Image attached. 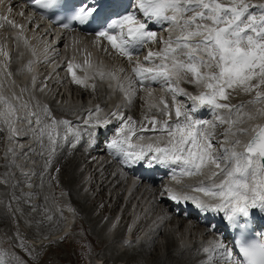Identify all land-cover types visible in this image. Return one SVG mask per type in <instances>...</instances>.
I'll use <instances>...</instances> for the list:
<instances>
[{
    "label": "snow or ice",
    "instance_id": "obj_1",
    "mask_svg": "<svg viewBox=\"0 0 264 264\" xmlns=\"http://www.w3.org/2000/svg\"><path fill=\"white\" fill-rule=\"evenodd\" d=\"M34 2L55 15L65 29L73 22L87 26L98 12V7L93 6L96 0H92L91 5L84 3L75 8L67 7L68 0ZM123 8V14L98 22L99 30L95 32L98 40H106L132 64L127 87L122 83L115 87L131 104L139 90L159 83L171 97V103L162 96L159 103L148 105L139 122L125 116L119 108L105 117L99 115L102 112L99 106L94 111L89 109V118L84 121L88 126L89 146L99 140L113 120L119 122L116 136L107 147L120 158L122 165L169 168L176 185L200 194L165 188L169 199L177 203L191 202L199 212L219 216L225 228L236 233L231 238V248L224 243L223 235L213 247H205L203 251L208 254L205 264H215L217 260L221 264H264V240L259 238L260 233L250 236L254 217L257 214L264 217V123L242 126L246 121L264 118V2L128 0ZM138 13L143 20L138 18ZM3 19L13 27H21L7 17ZM150 24L161 27L168 24L167 38L158 36ZM153 44L160 47L157 50L149 47L143 61L137 59L133 63L134 56L146 45ZM3 55L8 56V53L3 52ZM76 67L79 66L69 61L67 71L73 82L83 87L89 86L85 83L87 79L96 76L101 80H116L114 73L103 71H94L91 76L86 73L80 78L74 71ZM28 70L31 71V67ZM32 81L35 84V76ZM182 82L193 85L196 92L181 87ZM237 91L254 93L247 105L260 107L249 112L244 103L231 104L230 97ZM147 94L153 95L152 91ZM13 99L19 102L21 97L13 93L9 99L0 94V117L9 127L10 140H15L23 131L15 127L20 121H24L38 139L47 136L52 152L59 126L79 137V130L71 121L57 120L46 105L37 104L32 110L29 102L14 105ZM18 108L25 110L24 115H17ZM204 109L211 113V120L202 117ZM223 125H227L222 133L224 139L219 141L216 129ZM243 136L247 139L242 140ZM64 138L67 139V135ZM8 151L15 154L11 148ZM51 154L45 162L46 168L51 163ZM185 178L195 182L184 184ZM209 228L215 231L216 225L211 224ZM7 255L0 251V264H13L18 260L15 256L8 260Z\"/></svg>",
    "mask_w": 264,
    "mask_h": 264
},
{
    "label": "bare ground",
    "instance_id": "obj_2",
    "mask_svg": "<svg viewBox=\"0 0 264 264\" xmlns=\"http://www.w3.org/2000/svg\"><path fill=\"white\" fill-rule=\"evenodd\" d=\"M31 34L33 36L34 33H31ZM15 39L18 42H20L19 44L23 48V50H25L24 49L25 46H29L28 53L32 54L33 58H27L28 62H30L32 60L38 61L40 58L46 57L49 54L50 48L47 49V44L38 43L37 40L34 41L33 38H30L29 36H23L21 39H17V38H15ZM17 41H16V43H17ZM1 53H3V52L1 49V45H0V64H1V66H0V85H2V86H0V91H1V89L5 90L7 88H10L13 90V88H12V86H13L16 90H18L20 92L22 97H28L30 92H32L33 95H36L37 89H36V87H34L36 85V82H35V84H33V82H32L30 85L27 82L24 83V78L29 76V73L35 67V63H31L29 66H27L26 70L24 72L22 71V67L20 70L21 72L18 71L21 64L16 70H13L12 68H10L8 66V63H6V61L2 60ZM14 56H16V55H15V53L12 52L11 55L9 56L10 62ZM14 65L18 66L16 64H14ZM29 67H31V71L28 70ZM5 69H6V71H5ZM8 73H11V75L9 76ZM38 80H40V79L38 78L37 81ZM46 86H47L46 83L44 84L43 82H41L38 87H41L42 89H44ZM158 87L161 88V86H158ZM25 88L27 89V91L22 92L21 90L25 89ZM13 92H14V90H13ZM94 93H95L96 98L98 96H101L102 94L104 95V93H102V91L100 89H95ZM106 102H103V103H106ZM14 103H15V105L18 104V102H16V101H14ZM256 106H254V107H256ZM258 106L260 107V105H258ZM100 107L102 108V112L99 113V115H101L103 113L104 116H106L107 114L110 113L113 106H111L110 104H107V105L104 104L103 105L100 102ZM89 109H91V108L88 107L87 111ZM61 111L65 112L68 110L67 109H61ZM17 115L18 116L24 115L22 108H18ZM133 117H135V115ZM259 121L264 122V118L252 120V121H250V125H248V126L251 127L252 125L258 124ZM15 126H17L18 129L24 128L20 125V122L19 123L17 122L15 124ZM243 127H245V126H243ZM28 129H29V127H28ZM57 131L59 132V136L57 138V143L55 145V151L52 152V150H50V152L52 153L51 154V163L49 164L46 173H42L41 175L47 174L49 182L52 185V189L65 191V195L60 196V195H57V193L56 194L54 193L52 195L47 194L46 197H43V195L37 191L36 183H37L38 179H36V176L39 175L40 172H42V170H43V167H42L43 162L42 161L46 162V160L49 159V153L50 152L47 153V155H44L38 159V157H39L38 152L39 151H37L36 147L32 146L35 149V151H34L35 160L30 163V164L33 163V165H31L32 167L29 169L33 175H31L29 179H31L33 181V184L31 185V190H32V193L34 194L33 198H35L36 202L29 204V205H34L32 211H31V214L33 216L35 209H37V210L40 209L39 206L42 205L43 200H48V209L50 211L49 215H52V217H51L52 219L49 220V219H47V217L36 218V216H33V218L34 219L36 218L37 222L40 223L41 225H43L45 228L39 233V232H35L33 229L30 228V226H27L26 224L23 223V225L25 226L23 231L26 232V235H29V237H31V238L37 237V239L40 240L42 238L41 237L42 234H44L48 231L54 230L56 228V226L59 224V219H63V216L55 213L51 202H49L50 198H54L55 200L58 201L60 208H63V207L70 208L72 210V213H74L77 216L78 219L76 222L73 223L72 229L80 232L82 238L80 239L78 236H76L73 231H69L68 233L62 234L58 238H56L57 237L56 234L58 233V232H56V233H54L53 237H51L50 239L47 240L48 242L42 241L39 244L40 248H42L44 246V244H47L50 247V250H56L59 247L58 244L56 243L57 240H60L62 242H64V241L71 242L75 239L78 241H92V240H94L93 238H95L96 237L95 235H97V231L95 230V223L97 221L99 222V220H100L99 215L100 214L96 213L95 215H92L90 217L89 213L91 212L90 211L91 208L99 200H103V198L105 197L104 189L109 184V182H108V183L101 185V188L95 193L93 198H90L88 193H83L84 195L82 197H78L76 195V188H74L72 186V183L75 180V177L72 176L70 171H69V169L72 166L73 161H74L69 156V153L72 150L64 151L63 147L61 145V143H62L61 141L63 139L67 140L70 134H68L67 131H66V133L61 132L62 131L61 126H59L57 128ZM0 135H1V133H0ZM66 135H67V139L64 138ZM245 137L246 136H244L243 139H245ZM42 148L46 149L45 143H42ZM79 149H81V147ZM14 153H17V151ZM12 154H13V152H12ZM82 155H84L83 150H82ZM43 157H44V159H43ZM62 157H65L67 160L65 162V164L61 162ZM20 159H22V158H20ZM37 161H38V163H37ZM35 162H36V164H34ZM18 163H19V161L17 163L11 164L10 156H7L6 153H4V151H3V140H0V164H1L0 172L2 171V173H3V177L1 180L2 183L0 182V188L5 187L3 184V179L4 180L6 179V181L10 182V184H14L15 183L14 181L18 180L19 178L23 179V177H20L19 175H17L15 173V171H13V169L16 170L15 167L18 165ZM30 164L25 163L24 165L29 166ZM62 165H65V168H64L65 171H63V172H62V170L60 171V167H62ZM57 169H59V171H57ZM106 171L107 170H104V173H106ZM14 176H17V179H14ZM114 180L116 181L115 186L120 184V178L117 175L115 176ZM20 182L23 183V180H20ZM139 183L152 185L151 181L146 180V179H141L139 181ZM10 184H8V186L5 188V191H4L5 197H4L3 192H0V211H2V214L0 215V217L1 218L3 217V219H5V218H7V216H9V218L13 219L14 223L17 224V218L14 216L9 202L6 200V190L8 188H9V190H14L13 187H10ZM151 190L148 189L147 187H145L142 190V192L151 196L152 195ZM117 191L118 190H113L112 191L113 195L117 194ZM16 193L18 194V196L21 195L17 190H16ZM27 194H30V193L27 192ZM133 195L136 196L137 194L133 193ZM36 198H37V200H36ZM108 201H109V199H108ZM34 203H36V204H34ZM23 204H24L23 206L25 207L26 203L24 202ZM151 205H152L151 208L152 207L153 208L160 207V208H163L164 210H170V207L166 201H164L162 199H157L156 197L153 198ZM106 207L107 206L104 204L102 207L103 208L102 214L105 213ZM153 208H152V210H153ZM44 209L45 208L42 207V210H44ZM160 210H162V209H160ZM169 212H171L173 214V216L176 217V221H175L176 224L174 225V221L172 219H169V222H168L169 228L166 229L164 227V224H165L164 222L166 221V219H165L163 222L164 224L163 223L160 224V226L156 229V231H154L149 236H147L145 239H143L138 245H135L134 241H130V240L129 241H123V239H120V240H118L119 242L116 243L115 240L112 241L110 239H106V240H100L99 239V242H98L99 246L100 245L102 246V244H105L104 248L100 252L101 257L99 259H102L103 261H109L112 259H116L118 257H122V255H123V257H125V263L124 264H129V263L130 264H136L139 260H142L144 262V264H199L201 257H203L205 254H203V252L200 251V246H199L198 242H194L192 244L193 235H194L193 232H194V230L197 231L198 228H201L205 233H208L209 229L201 221L194 219L191 214H187L185 216L184 214H182V212H179V211L175 212V211L171 210ZM185 219H190L191 222H193L192 228L185 230L186 232H184L185 226L183 223L184 222L183 220H185ZM6 222H7V220H6ZM2 226L4 227V225H2ZM14 226H15V224H14ZM171 226H175V227L171 228ZM5 227H6V225H5ZM12 227H13V224H12ZM0 229H1V224H0ZM4 230H5V228H4ZM12 234H13V232H12ZM221 235L219 234L218 237L220 238ZM184 236H186V237H184ZM61 237H63V239H61ZM157 237H159V238L161 237V239L164 240L162 245H160L161 244L160 241H157ZM224 237H225L224 241H227V236H224ZM125 242H127V243H125ZM148 243H150L151 247H147ZM120 246L123 248L125 246L123 251L121 253H119L117 256H112L111 255V247L114 249H117ZM152 247H154V249L150 253H152L151 256H153V258L149 257V259H146V254L149 255L148 250L152 249ZM71 249L73 251L74 257H73V259L69 260V264H89V259L84 256V252L87 251L85 247L75 249L74 246L72 245ZM146 249H148V250H146ZM156 250H157V252H159L162 255L157 253ZM133 254L135 255V257L134 256L132 257ZM198 259H199V261H197ZM104 263H106V262H104Z\"/></svg>",
    "mask_w": 264,
    "mask_h": 264
},
{
    "label": "rangeland",
    "instance_id": "obj_3",
    "mask_svg": "<svg viewBox=\"0 0 264 264\" xmlns=\"http://www.w3.org/2000/svg\"><path fill=\"white\" fill-rule=\"evenodd\" d=\"M264 0H252L253 3H262ZM254 93L252 94H243L240 93L239 91L233 92L231 97H230V103L231 104H241L244 103L246 104V110L249 112H254L255 107L252 105H247V101L252 99ZM94 95L91 96L90 101H93ZM250 98V99H249ZM249 99V100H248ZM258 106V105H257ZM256 106V107H257ZM53 107V106H52ZM259 107V106H258ZM250 108V109H249ZM50 109V107H49ZM71 111L72 108H69ZM51 114L53 117H55L57 120H63L67 117L69 112H62L58 108L50 109ZM247 122V121H246ZM246 122L244 124H246ZM249 122V121H248ZM247 122V123H248ZM227 126V125H226ZM75 129H80L81 126H74ZM62 131L66 133V129L61 126ZM71 136V134H70ZM64 146L68 147V143L65 144L63 141ZM55 147V146H54ZM45 148L47 150V153L52 150V146L49 145V142L47 140V136H45ZM69 156L74 160L72 166L70 167L69 171L72 176L75 177V180L72 183V186L76 188V195L78 197H82L84 194L80 192L79 188V173L78 171L75 170L76 164L79 161L80 158V153L77 150H73L71 153H69ZM62 163L65 164L67 161L65 157H62L61 159ZM65 160V161H64ZM38 163V162H37ZM49 166V165H48ZM45 167V162H43V170L42 172L39 173V175L36 176L37 180V191L43 195V197H46L47 194H56L57 195H65V191L62 190H53L52 185L49 182L47 174L46 173L47 169ZM65 165H62L60 167V171L62 170L65 171ZM33 175L32 173L28 174L27 176H24L23 179H18L14 181V184L4 183L5 187H1L0 190L5 191V188L10 184V187H13L14 190H9V188L6 190V200L9 202L11 209L13 211L14 216L17 218V224L14 223L13 219H10L9 216L7 218L3 219V217H0V224H1V229H0V251L6 252L8 255L6 259L11 260L13 256L18 257V260L13 261V264H69V260L73 259V251L71 249L72 245L74 246L75 249H79L82 247H85L87 251L84 252V256L89 259V264H95L96 259L100 256L101 250L104 248L105 244H102V246L98 244L99 239L103 240L100 236V222L95 223V230L97 231L96 237L93 238L94 240L92 241H78V240H73L71 242L67 241H60L57 240L56 243L58 244V248L56 250H50V247L47 244H44L42 248L39 247V244L42 241H47L51 237L54 236V233L58 232L61 228V226L64 224V219H59V224L56 226L54 230L48 231L44 234L41 235V239L38 240L37 237H29V235H26V232L23 231L25 226L23 225L26 224L27 226H30L31 229H33L35 232H41L45 227L41 225L40 223L37 222L36 218L38 217H48L52 215H49V209H48V200H43L42 205H40V209H35V212L33 216H36L34 219L31 211L34 207V205H29L30 203L36 202L34 197V194L32 193L31 187H29V184L32 185L33 181L30 178V176ZM14 179H17V176H14ZM20 180H23V183L20 182ZM16 190L21 194L18 196L16 193ZM29 192L30 194H27ZM4 197H5V192H3ZM90 195V198L94 197V194H88ZM37 200V198H36ZM26 203L25 207L23 206V203ZM49 202H51L53 209L55 213L58 215H63V213L66 212V215H69L70 213L73 215V221H77V216L72 213V210L70 208H64L60 209L59 203L57 200L54 198H50ZM36 204V203H34ZM42 207L45 208L42 210ZM98 207V206H97ZM94 206L91 208V212L89 213L90 217L93 215L92 210ZM4 213V212H3ZM2 214V211H0V215ZM9 215V214H8ZM4 220V221H3ZM7 220V222H6ZM10 220V221H9ZM3 221V222H2ZM12 221V222H11ZM11 222V223H10ZM4 223V224H3ZM11 226H10V225ZM13 224V227H12ZM15 224V226H14ZM4 225V227L2 226ZM6 225V227H5ZM11 227V228H10ZM5 228V230H4ZM10 228V229H9ZM165 228L168 229L169 225L166 223ZM10 230V231H9ZM14 230V231H13ZM7 231V232H6ZM70 231H73L76 236H78L80 239L82 238L81 233L78 231H75L74 229H71ZM13 232V234H12ZM164 241L161 239V237H157V241ZM48 242V241H47ZM20 245H23V247H20ZM147 247H151L150 243L147 244ZM120 248V249H119ZM122 248V249H121ZM125 248V247H124ZM123 247H118L117 251L116 249L111 247V255L112 256H117L119 253H121L124 249ZM47 249V250H46ZM152 249H146L148 250L149 255L146 254V259H149V257H152L150 253ZM157 252V250H156ZM159 253V252H157ZM123 254V253H122ZM160 254V253H159ZM125 255V254H124ZM162 255V254H160ZM135 257L133 254L132 257ZM145 260V259H144ZM21 261V262H20ZM131 261V260H130ZM125 263V257H118L116 259H112L109 261H106L104 264H124ZM130 264V263H129ZM136 264H144L142 260H139Z\"/></svg>",
    "mask_w": 264,
    "mask_h": 264
}]
</instances>
